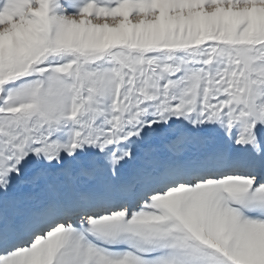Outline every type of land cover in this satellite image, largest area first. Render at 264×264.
I'll list each match as a JSON object with an SVG mask.
<instances>
[{"label":"snow or ice","instance_id":"6c2138e0","mask_svg":"<svg viewBox=\"0 0 264 264\" xmlns=\"http://www.w3.org/2000/svg\"><path fill=\"white\" fill-rule=\"evenodd\" d=\"M0 264H264V0H0Z\"/></svg>","mask_w":264,"mask_h":264}]
</instances>
